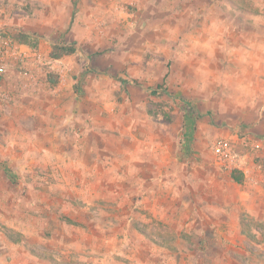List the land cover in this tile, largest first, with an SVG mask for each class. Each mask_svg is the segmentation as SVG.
Masks as SVG:
<instances>
[{
  "label": "rangeland",
  "instance_id": "1",
  "mask_svg": "<svg viewBox=\"0 0 264 264\" xmlns=\"http://www.w3.org/2000/svg\"><path fill=\"white\" fill-rule=\"evenodd\" d=\"M22 33L0 264H264V0H0Z\"/></svg>",
  "mask_w": 264,
  "mask_h": 264
},
{
  "label": "built area",
  "instance_id": "2",
  "mask_svg": "<svg viewBox=\"0 0 264 264\" xmlns=\"http://www.w3.org/2000/svg\"><path fill=\"white\" fill-rule=\"evenodd\" d=\"M41 58L36 49L19 43L11 36L6 37L0 41V77L6 75L10 66L30 70L40 64Z\"/></svg>",
  "mask_w": 264,
  "mask_h": 264
},
{
  "label": "trees",
  "instance_id": "3",
  "mask_svg": "<svg viewBox=\"0 0 264 264\" xmlns=\"http://www.w3.org/2000/svg\"><path fill=\"white\" fill-rule=\"evenodd\" d=\"M14 39H16L17 41H21V42H27L28 38H29V34L28 33H22L20 35H14L13 37ZM77 51V46L76 43H66L65 41H61L58 44H56L51 53H50V57L53 60H60L66 56H70L75 54V52ZM49 79L50 82L53 85H57L59 82V76L58 75H53L52 73L49 75ZM126 82V81H123ZM159 88H162L159 87ZM153 90V89H150ZM232 179L235 180L237 183H242L243 182V175L241 173H239V171H234L231 175Z\"/></svg>",
  "mask_w": 264,
  "mask_h": 264
}]
</instances>
